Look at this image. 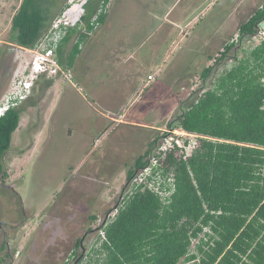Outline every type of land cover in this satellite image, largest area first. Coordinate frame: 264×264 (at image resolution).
Masks as SVG:
<instances>
[{"label":"rangeland","instance_id":"obj_1","mask_svg":"<svg viewBox=\"0 0 264 264\" xmlns=\"http://www.w3.org/2000/svg\"><path fill=\"white\" fill-rule=\"evenodd\" d=\"M52 1L53 19L66 0ZM178 1L181 6L186 0ZM263 1L204 0L205 4L214 5L205 9L202 23L188 27L187 37L175 46L179 51H175L173 63L177 61L179 66L173 73V89H169L162 75L159 78L162 81L145 90L144 103L134 107H127L126 103L134 93L135 76H123L121 83L106 82L108 71L102 67L107 59L89 57L92 52L87 48L71 67V82L55 78L46 90H40L37 84L31 95L36 104L25 106L3 160L7 179L0 182V264L95 263L99 232L91 216L97 218L116 203L124 189L126 171L157 135L155 128L164 127L178 112V101L188 104L195 96L190 93L202 85L200 73L213 62L207 55L214 57L225 41L235 38L238 24ZM21 2L0 0V97L16 69L20 71L32 59L29 49L10 43L8 38ZM108 9L115 16L133 18L132 23L124 26L128 34L147 31L148 35L158 23L154 19L146 27H140L139 20L145 21L146 12L138 10L130 0H110ZM261 27L264 29V23ZM255 41L244 40L239 44L238 57ZM234 54L231 50L228 59L213 72L220 73L230 67L235 62ZM123 68L131 71L128 65ZM186 68L187 74L178 72ZM142 78H146L145 72ZM111 94L118 95L113 102L124 103L125 99V106L108 105ZM123 109L126 117L138 115L139 120L153 122L157 127L136 129L130 123L116 126L115 120L105 117L109 111ZM106 131L105 137L93 146ZM125 133H129L132 142L126 141ZM118 139L125 144L121 140L119 144ZM78 240L80 244L76 248Z\"/></svg>","mask_w":264,"mask_h":264},{"label":"trees","instance_id":"obj_2","mask_svg":"<svg viewBox=\"0 0 264 264\" xmlns=\"http://www.w3.org/2000/svg\"><path fill=\"white\" fill-rule=\"evenodd\" d=\"M101 1L103 6L109 2L89 0L69 27L58 47L62 65L73 66L81 51L79 44L89 37L79 32L80 27L84 25L91 31L96 23H103L107 13L91 22ZM51 4L52 0H22L9 30V42L23 48L34 47L52 20ZM262 22L264 1L238 24L236 39L225 41L214 57H208L213 62L200 73L202 85L190 93L195 96L188 104L178 101V112L168 124L210 138H201L199 147L187 159L177 160L169 155L175 189L167 201L147 190L135 192L125 200L124 207L104 227L107 241L95 251L99 256L96 262L264 264V39L243 49L241 57L237 55L239 44L264 30ZM76 33L78 39L73 43ZM231 50L235 51V62L214 73ZM210 78L209 85H205ZM53 82L54 78L41 76L32 90L37 84L40 90H46ZM35 104L33 97H28L0 116L2 183L7 179L3 160L11 147L13 132L25 106ZM128 136L125 133L126 141L132 142ZM159 136L157 129L145 152L126 171V182L146 164ZM120 140L125 142L118 139L119 144ZM91 219L96 220V216ZM192 240L196 241L190 249Z\"/></svg>","mask_w":264,"mask_h":264},{"label":"crops","instance_id":"obj_3","mask_svg":"<svg viewBox=\"0 0 264 264\" xmlns=\"http://www.w3.org/2000/svg\"><path fill=\"white\" fill-rule=\"evenodd\" d=\"M130 1L133 2L138 10L146 12L145 21L139 20L140 27L143 26L144 28L146 24H150L154 19H158V23L152 32L148 35H146L147 31L140 35V32L128 34L127 32H129V30L125 32L124 26L129 22L132 23L133 18L126 17L125 15L121 17L119 15L115 16L111 14L108 9L103 23H101L96 31L86 39L80 53L75 59L76 62L78 58L84 56V50L87 48L92 52L89 57H94L95 55L97 59L99 58L101 60L102 56H104L103 59H107L102 67L107 68L108 71L105 78L106 82L115 84L121 83L124 81L123 76H130V78L135 76L132 80L136 82V86L128 103H126L125 99L122 100L124 103L113 102L112 99L118 95L111 94L109 99H111L112 102H108L110 106H125L126 103L127 107H134L137 104L144 103L142 100L145 90L152 84H157L159 81H162V78L161 80L159 79L162 75L165 78L166 84L169 85V89H173V73L177 72L176 69L179 66L177 61L173 63L175 51L178 49V46L177 48H175V46L177 43L183 41L184 37H187L188 27L200 24V22L202 23L201 19L203 14H205V9L214 5L212 2H207L205 4L204 0H186L181 6V1L177 2V0ZM177 51H179V49ZM209 56L211 55L208 54L207 59ZM179 62L182 64L181 61ZM124 65L130 66L131 71H125V68H123ZM180 69L178 72L183 71L180 73L187 74V68L186 70ZM144 72L146 73V78H142ZM150 74L153 75V79L148 80L147 77ZM126 116V110L123 109L121 112H119V110L117 112L109 111L108 116L105 117L110 120H115L116 126L122 124L128 125L130 123L131 125L143 127H157L153 122L139 120L138 115L131 116L130 118ZM167 120L168 116L165 121ZM150 121H152V119H150ZM155 129L157 130L158 128ZM107 132L108 131L101 134V138L99 136L93 146L98 144L99 141L105 137ZM93 146L91 148H93Z\"/></svg>","mask_w":264,"mask_h":264},{"label":"built area","instance_id":"obj_4","mask_svg":"<svg viewBox=\"0 0 264 264\" xmlns=\"http://www.w3.org/2000/svg\"><path fill=\"white\" fill-rule=\"evenodd\" d=\"M88 2L89 0H66L60 12L42 31L35 46L25 48L32 52V59L26 66L20 68V71L17 72L16 69L8 87L2 93L0 116L30 97L35 80L41 76L60 78L63 82L73 80L71 68L62 65L59 61L58 47L69 27L75 23ZM102 3L103 1L98 5L91 22L95 21L100 14L107 13L108 3L104 6ZM100 25L96 23L91 31H87V28L82 25L79 32L91 36ZM78 35L79 33L73 35V43L77 41ZM236 37L232 40H235ZM253 39L256 40V43L264 39V30L258 32ZM82 47L83 43H80L79 48L82 49ZM147 79H153V75H148ZM201 138L210 137L186 130L181 126L165 123L164 127L160 129L159 139L152 147L146 164L135 171L130 180L124 183V189L118 196L116 203L104 214L97 215L95 227L99 232V241L95 244L98 247L95 251L101 247L103 242L107 241L104 227L115 218L119 209L124 207L125 200L133 193L147 190L155 193L161 201H167L175 189L173 167L170 169V162L168 161L169 155L177 160L187 159L199 147ZM167 169L170 170L167 171ZM195 241L192 240V243ZM96 254L98 256V253ZM97 263L100 264V262Z\"/></svg>","mask_w":264,"mask_h":264},{"label":"clouds","instance_id":"obj_5","mask_svg":"<svg viewBox=\"0 0 264 264\" xmlns=\"http://www.w3.org/2000/svg\"><path fill=\"white\" fill-rule=\"evenodd\" d=\"M108 12V11H107ZM264 22H262V24H263ZM167 123H168V121H167ZM161 129V128H160Z\"/></svg>","mask_w":264,"mask_h":264},{"label":"flooded vegetation","instance_id":"obj_6","mask_svg":"<svg viewBox=\"0 0 264 264\" xmlns=\"http://www.w3.org/2000/svg\"><path fill=\"white\" fill-rule=\"evenodd\" d=\"M5 185V184H4Z\"/></svg>","mask_w":264,"mask_h":264}]
</instances>
